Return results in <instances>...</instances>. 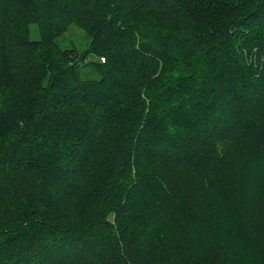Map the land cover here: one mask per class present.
Listing matches in <instances>:
<instances>
[{"label": "trees", "instance_id": "16d2710c", "mask_svg": "<svg viewBox=\"0 0 264 264\" xmlns=\"http://www.w3.org/2000/svg\"><path fill=\"white\" fill-rule=\"evenodd\" d=\"M0 264H264V0H0Z\"/></svg>", "mask_w": 264, "mask_h": 264}, {"label": "rangeland", "instance_id": "374dc122", "mask_svg": "<svg viewBox=\"0 0 264 264\" xmlns=\"http://www.w3.org/2000/svg\"><path fill=\"white\" fill-rule=\"evenodd\" d=\"M29 38L32 40H37L39 38L38 30H37V27L35 25H31L29 27ZM55 44L60 49L72 48V49L77 50L78 52L83 53L88 49V47L90 45V37L77 25L70 24L67 27L66 32L64 34H61L55 38ZM87 58H89L88 60H91L90 56H88ZM174 72H176L175 69H174ZM122 75H124V74H122ZM79 76L82 79H95V78H97L95 72L92 69H90V67H88L86 69H81L79 72ZM247 92H249L250 94L252 93L249 90ZM253 95H255V92H253ZM160 145L161 144L158 143L157 147H160ZM84 154H86V153H83V155ZM52 164H53V161L48 162L47 165L44 167V169L50 168ZM51 173H53L52 175H54L55 179L69 177V175H71L72 178L73 177L75 178L77 176L76 171L75 172H73V171L69 172L68 174H64L62 172H51ZM67 184L68 183L61 184L58 187V190L56 191V196L60 202L65 203L67 201L72 200L76 196V194L79 192L78 187L69 188ZM84 257H86V256H84Z\"/></svg>", "mask_w": 264, "mask_h": 264}]
</instances>
